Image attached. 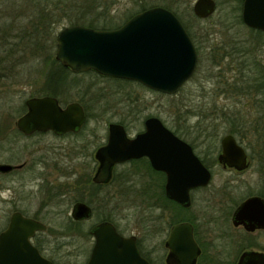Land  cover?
<instances>
[{"label":"flooded vegetation","instance_id":"1","mask_svg":"<svg viewBox=\"0 0 264 264\" xmlns=\"http://www.w3.org/2000/svg\"><path fill=\"white\" fill-rule=\"evenodd\" d=\"M83 9V2L75 8L73 5L69 6V0H0V99H5L6 94L12 93L20 105L18 113H0V164L11 166L9 170H0V201L10 204L8 207L3 206L2 217L7 218V224L0 233L8 227L11 216L20 213L46 226V230L36 231L30 239L41 256L53 264H59L65 257L76 258L78 264H88L96 244V238L91 234V230L102 222H109L122 238H134L142 259L150 264H157L147 245L150 231L154 229L150 230L147 224L140 234L137 231L125 230L110 219L115 212L106 209L99 211L102 220L93 224L88 232L79 227L80 237L84 239L87 235L91 240L88 243L80 242L76 252L67 251V244L60 243L57 246L52 244L49 233L52 228L49 227L47 219L54 216L72 218L74 206L84 202L91 207V216L80 221L72 218V222L82 225L90 220L95 211L90 203L97 200L101 191L109 184L122 179L117 178L115 173L118 166L130 165L133 172L140 174L142 188L137 191L142 201L158 200L162 194L166 196V174L155 170L148 157L115 165L109 181L95 183L93 178L100 167L96 153L106 144L107 139L90 154L89 164L94 170L93 175L87 178L83 172L73 174V181L69 184L67 181L72 166H68L66 159L68 154L64 152L63 156L61 150L53 148L47 140L82 134L89 121L80 76L90 71L101 74L94 70L76 72L56 59L59 33L66 27L80 25ZM146 9L149 8L142 11ZM134 15L121 24H114L112 28L100 30H117ZM74 16L76 21L71 20L74 22L69 25V18ZM57 26L60 28L56 29ZM42 98L56 100L61 109H65L70 103L80 104L86 114L81 129L65 133H58L52 129H35L29 133L21 130L18 122L30 112L28 102ZM123 126L127 132L126 126ZM137 134L129 136L127 132L129 138H134ZM228 134L233 135L238 145L245 151L246 162L241 169L219 160L223 150L221 140ZM225 135L220 139V146L208 147L204 156L196 154L194 146L189 143L209 171L210 180L208 184L194 187L189 191L188 206L174 201V209H168L173 211L172 216L175 219L173 224L167 225L164 219L166 209L160 208L162 215L157 221V234L163 236L167 233L163 241L167 253L162 264H180L175 257H169V249L166 247L171 228L180 223L190 225L198 249L195 264H240L243 257L245 264H264V227L257 226L258 224H255L258 223L257 220L254 222L246 219L240 222L236 219L237 210L248 200L252 202L250 209L247 210L249 216L264 214V147H260L258 152L253 147L255 152L252 153L253 148L241 142L238 136L229 132ZM76 147L77 151L72 150L75 158L82 160L76 165L83 171L85 163L80 157L83 156L85 148ZM11 184H16L18 188L11 191ZM7 192L12 194L11 198H6ZM68 193L72 194L75 200L70 207V213L68 209H55L57 203L62 202ZM123 248L121 243L117 250H124Z\"/></svg>","mask_w":264,"mask_h":264},{"label":"water","instance_id":"2","mask_svg":"<svg viewBox=\"0 0 264 264\" xmlns=\"http://www.w3.org/2000/svg\"><path fill=\"white\" fill-rule=\"evenodd\" d=\"M216 10L215 0H196L193 5V13L199 19L209 18ZM241 18L250 29L264 32V0H243ZM56 59L76 72L94 70L103 76L136 81L165 95L177 94L198 66V53L189 33L171 10L161 6L134 15L117 30L84 25L66 27L58 35ZM28 106L30 112L18 122L27 133L35 129L77 131L86 120L83 107L75 102L61 109L56 100L42 98L29 101ZM221 146L219 160L241 169L246 154L235 137L225 135ZM96 157L100 167L93 181L97 184L110 180L115 165L148 157L155 170L166 174V196L184 206L189 204V191L210 180L209 171L191 145L154 116L145 120L144 131L134 138L127 136L122 124L111 123L107 142L97 150ZM10 168L0 164V170ZM251 205L250 200L243 203L236 219L257 220L255 224L264 227V214L249 216L247 210ZM91 214V207L79 202L72 218L80 221ZM38 230H46V226L14 213L8 227L0 233V264H53L31 243ZM91 234L96 244L88 264H150L140 257L134 238H122L113 224L102 222L92 228ZM121 243L124 250L118 251ZM166 247L169 257H175L180 264L196 263L198 249L189 224H175ZM240 264H245L244 257Z\"/></svg>","mask_w":264,"mask_h":264},{"label":"rangeland","instance_id":"3","mask_svg":"<svg viewBox=\"0 0 264 264\" xmlns=\"http://www.w3.org/2000/svg\"><path fill=\"white\" fill-rule=\"evenodd\" d=\"M101 1L104 3L103 7L94 11L91 10V4L87 5L90 2L85 3L84 0H69V6L76 8L83 2L86 10H91L87 15L89 21L98 28L121 24L132 15L154 6L175 11L196 37L194 42L199 48V62L195 74L175 95L150 90L135 81L102 77L91 71L84 72L80 81L84 88V105L89 116L85 130L77 136L47 139L53 148L61 150L63 156L64 152L68 154L66 159L72 169L67 183H72L73 174L83 172L87 178L93 175L94 170L89 164L90 154L97 146L106 142L108 126L111 123L125 125L128 135L134 136L143 131L145 119L157 117L173 132H176L178 127L181 135L176 134L192 144L199 156H204L208 147H219L221 137L229 130L237 131L239 140L250 148L255 147L256 152L260 147H264V78L259 84H253L257 76L264 74V45L257 50L251 48L253 41H250L252 37L249 28L237 21L236 15L241 16L242 4H239L241 8L237 10V0H215L216 12L209 18L199 19L193 13L196 0ZM71 20L76 21L75 16L69 18V25L74 22ZM59 28L60 26L56 27ZM234 44L249 49L248 64L251 70L244 79L239 78L238 81L235 72L227 67L231 58L224 57L217 66L212 63L213 48L217 49L215 54L218 60L223 53V48L218 47ZM254 56L260 63L256 68L252 66ZM11 94H6L5 99H0V113H18L19 102ZM73 97L75 100V96ZM76 146L85 148L83 156L80 157L85 163L83 171L76 165L82 161L75 158L73 151H77ZM251 152H255L254 148ZM132 169L130 165L116 168L117 178L122 179L109 184L101 191L99 198L90 203L93 209L95 208L94 214L82 225H76L72 218L67 216L48 218V225L52 228L49 233L53 246L64 243L68 246L67 251L76 252L80 242L88 243L91 240L87 235V238L82 239L79 235L80 229L88 232L93 224L102 220L99 211L106 209L115 212L110 219L125 230L139 233L149 224L150 230H154L150 231L147 245L152 252V258L157 264H162L167 253L163 245L167 233L163 236L157 234V221L162 215V210L150 207V201H142L138 192L142 188L140 174ZM11 187V191L18 188L16 184H11ZM5 196L11 198L12 194L7 192ZM73 197L70 193L66 194L63 201L57 203L54 208L68 209L70 213V207L75 202ZM3 206L8 207L10 204L0 201V231L7 224V218L2 217ZM164 214L166 221L173 219L172 210L166 209ZM59 264H78V260L65 257Z\"/></svg>","mask_w":264,"mask_h":264},{"label":"trees","instance_id":"4","mask_svg":"<svg viewBox=\"0 0 264 264\" xmlns=\"http://www.w3.org/2000/svg\"><path fill=\"white\" fill-rule=\"evenodd\" d=\"M84 2L85 3L90 2L87 5L90 6V4H91L92 5L91 10L93 9V11L95 9L98 10V9L102 8L104 5V3L101 0H84ZM242 2H243V0H237V7H236L237 10H240L239 8H241V7L239 6V4H242ZM84 8H85V6H84ZM91 10H89V9L86 10V8H85V12L83 13L84 16H82V18L80 20L81 21L80 25L92 27L95 29H109V28L113 27V26H109V27L98 28V26L93 24L91 21H89L90 19H88L87 15L90 13ZM172 12L182 22V18L179 15V13H177L175 11H172ZM97 13H98V11H97ZM100 14H102V13H100ZM236 16H237V21L240 24H244L241 16L240 15H236ZM182 24L184 25L185 29L187 30V32L189 33L190 37L192 38V40L194 42L196 37H195L194 33L192 32V30L189 28V26H187L186 23L184 24L182 22ZM249 31H250L251 37H252L250 41H253L251 48H255L257 50L258 47H262L264 45V32L254 30V29H250V28H249ZM194 44L196 45L195 42H194ZM218 48L219 49L223 48V53H222V55H220V58L217 60L216 54H215V53H217V51H216L217 49L213 48V50H212V53H213L212 63L214 64V66H217L218 64H220L221 60L224 57L226 59L231 58V62L227 66L228 69L233 70L235 72L236 81H238L239 78L244 79L246 77V74H248V71L251 70L250 65L248 64V62H249V58H248L249 57V52H248L249 49H248V47H244L243 45H240V44H234V45H230V46L223 45V47H218ZM196 50L199 54V48L197 46H196ZM258 64H260V63L256 59V56H254L252 66L256 68ZM263 78H264V74H262L261 77L257 76L256 81L253 82V84H255V85L259 84V81L262 80ZM239 89H241V88H239ZM174 133L181 135L180 129L178 127L176 128V132H174ZM229 133L236 135L238 132L235 130H229ZM149 204H150V207H154V208L158 207V208H163V209H174V207H175V202L168 199L164 194H162L158 198V200H154V201L151 200ZM167 222H168L167 225H170V224H173L175 222V220L171 219L170 221H167Z\"/></svg>","mask_w":264,"mask_h":264}]
</instances>
